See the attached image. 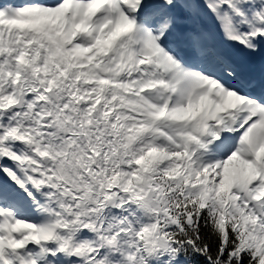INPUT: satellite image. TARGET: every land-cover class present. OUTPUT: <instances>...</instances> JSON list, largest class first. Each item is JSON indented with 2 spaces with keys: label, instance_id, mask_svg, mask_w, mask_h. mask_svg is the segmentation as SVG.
I'll use <instances>...</instances> for the list:
<instances>
[{
  "label": "snow or ice",
  "instance_id": "snow-or-ice-1",
  "mask_svg": "<svg viewBox=\"0 0 264 264\" xmlns=\"http://www.w3.org/2000/svg\"><path fill=\"white\" fill-rule=\"evenodd\" d=\"M0 264H264V0H2Z\"/></svg>",
  "mask_w": 264,
  "mask_h": 264
}]
</instances>
